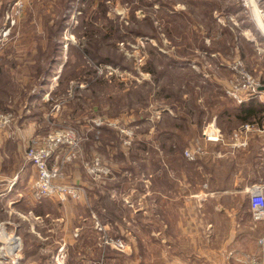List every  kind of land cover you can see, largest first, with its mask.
I'll use <instances>...</instances> for the list:
<instances>
[{"label": "rangeland", "instance_id": "rangeland-1", "mask_svg": "<svg viewBox=\"0 0 264 264\" xmlns=\"http://www.w3.org/2000/svg\"><path fill=\"white\" fill-rule=\"evenodd\" d=\"M154 1L157 2L151 6ZM65 4V0H0V101L4 105L0 114L13 116L10 126L0 128V133L21 128L26 122H35L41 127L45 133L41 139L66 128L77 131L80 145L75 160L64 162L68 150L62 147L51 164L55 161L59 164L63 183L79 185L85 193L80 201L59 197L45 199L67 202L70 212H67L66 227L58 233L49 220L35 232L30 225L22 224L19 234L15 233L12 226L20 223L0 213V264H67L69 260L82 257L86 264H170L160 259L162 240L166 241L164 245L169 249V257L207 256L210 250L194 248L170 221L166 223L169 228L171 225L170 233L163 231L161 236L156 235L159 222L154 211L159 206L155 199L160 193L164 196L160 198L162 206L170 207L172 192L166 195L165 186L158 191L157 183L153 185L151 180H145V195L141 194L133 207V196L140 182L124 180L125 176L130 177L126 170L132 166L128 161H121L120 156L127 155L135 142L153 139L161 113L158 111L161 100H156L155 92L168 82V86H172L170 92L171 89L175 91L179 83L187 90V77L192 78L189 81L193 84L194 74H200L197 80L215 88L210 89V93L224 96L221 92L226 90L232 78L230 66L240 60L264 85V73L259 72V68L264 67V56L258 52V46L242 34L246 29L257 34L255 24L264 36L263 28L247 17L238 0H77L71 8L64 7ZM239 7L242 10L236 13ZM235 15L244 21L243 26L233 25L231 18ZM63 20L61 30L57 28L56 32ZM112 28H115L113 33ZM87 32L92 36L84 39ZM103 35H110V38L96 42ZM87 40L91 55L105 63L98 65L89 56L79 57L78 51ZM56 44L64 50L62 61L54 69L47 93L37 103L41 97L38 93L41 82L34 74L37 68L48 67ZM153 48H159V52H152ZM165 55L190 60L193 63L191 69L196 73L182 68L171 70L168 66L167 80L154 83L146 70L148 63L153 60L156 70L162 72L168 65ZM87 80L91 83L103 80L109 84L91 87ZM171 80L176 83L172 84ZM143 85L144 89H141ZM150 85L152 92H149ZM140 89L146 103L126 97L128 92ZM119 92L123 98L118 96ZM204 99L201 102L208 108ZM212 121L203 122L200 136L206 124ZM27 146L30 144L22 143L24 161ZM150 155L155 160L154 150ZM96 159L111 169L109 176L99 178L89 173ZM117 173L120 177L115 175ZM77 180L86 185L77 184ZM109 183L120 185L114 195L120 193L125 199L129 197L126 204L132 209H126L117 199L116 202L106 200L107 208L104 207L102 213L110 223L104 224L97 213L89 211L100 203L99 196L105 194ZM173 186L171 183V189ZM176 187H181V193L186 190L185 185ZM241 196L236 199L237 209L245 208L249 200V194ZM137 208L142 209V216L138 215ZM59 214L50 212L51 219L56 220ZM226 228L230 229V225ZM15 237L20 238L16 252L12 245ZM258 240L261 243H249L241 250L228 249L226 264H264L262 231ZM120 242L124 248L117 245ZM77 246L81 248L79 251ZM237 252H240L239 256L241 252L246 255L240 256L242 262L234 263ZM204 260L202 257L201 261ZM210 264L219 263L212 257Z\"/></svg>", "mask_w": 264, "mask_h": 264}, {"label": "crops", "instance_id": "crops-1", "mask_svg": "<svg viewBox=\"0 0 264 264\" xmlns=\"http://www.w3.org/2000/svg\"><path fill=\"white\" fill-rule=\"evenodd\" d=\"M261 4L264 8V0ZM231 19L237 27L244 25V21H240L237 15ZM254 26L257 34L249 29L244 30L242 34L251 43H255L258 52L264 56V36L255 24ZM259 69L261 74L264 73L263 66ZM257 99L264 103V85L261 96ZM212 122H215L221 131L216 118ZM247 125L250 127L245 128ZM44 134L35 122H26L21 128L0 133V213L20 223L12 226L18 234L22 224L30 225L35 232L37 227L43 226L47 220L51 221L57 233L61 232L66 227L67 212H70L64 200H48L40 205L32 198L31 185L36 179V170L32 164L23 160L22 143L33 145ZM221 134L222 140L219 142L200 140L204 141L203 156L211 157L215 171L206 175L197 185L187 186L182 193L174 194L172 191V205L160 206L154 211L157 223L159 222L157 236H161L163 231L170 233L173 223V226H177L178 231L190 240L194 248L210 251L207 256L200 254L195 258L179 259L178 255L169 257V249L164 245L166 241L162 240L163 245L158 243L162 261L167 260L170 264H200L197 260L201 261L203 257L205 260L201 263L210 264L211 258L214 257L219 264H226L228 249L241 250L249 243L257 244L260 242L258 239L261 231L264 234V221H254L250 200L246 202L245 208L236 207L239 195L247 197L253 186L264 184V125L245 124L229 134L222 131ZM76 183L86 185L81 180ZM161 197L164 198L163 195ZM127 199L129 197L124 198L125 201ZM50 212L60 214L53 220ZM169 221L170 228L166 225ZM228 225L230 229L226 228ZM239 254L240 252L234 256V263L242 262L240 256L246 255L242 252L240 256ZM159 261L157 262L162 263Z\"/></svg>", "mask_w": 264, "mask_h": 264}, {"label": "trees", "instance_id": "trees-1", "mask_svg": "<svg viewBox=\"0 0 264 264\" xmlns=\"http://www.w3.org/2000/svg\"><path fill=\"white\" fill-rule=\"evenodd\" d=\"M77 2V0H65L66 4L64 7L71 8L72 3ZM200 1V0H196ZM157 1L152 2L150 5L152 6ZM164 5V4H163ZM167 6V5H165ZM242 10L241 7L236 8V13ZM62 12V10H61ZM176 15V14H174ZM249 15H247L248 17ZM250 18V16H249ZM64 20L59 23L58 27H56L55 31L57 32V28L61 30ZM112 33L115 31V28H112ZM89 32L83 35L89 38ZM111 33V34H112ZM98 34V33H95ZM94 34V36H95ZM110 34V35H111ZM110 35H103L102 39H97L96 42L101 43L104 39L110 38ZM93 36V37H94ZM93 39V38H91ZM88 41L83 42V46L79 49V57L85 58V56H89V58L95 61L98 65L105 63L104 60L98 59L95 56L91 55V52L88 47ZM160 41V40H157ZM55 43V42H53ZM161 44V43H160ZM55 46V44H54ZM163 45L161 44V47ZM53 49V48H52ZM159 48H153V51H158ZM63 49L59 44H56L54 48V56L49 63L47 68L38 69L34 74L35 79L41 82L39 87V95L41 97L36 100L39 103V100L42 98L44 94L48 91V86L51 83V78L54 77V69L57 64L61 63V57L63 56ZM208 55H211V51L209 49L206 50ZM168 59V65L162 70V72H158L154 66L153 60L149 61L148 68L146 69L149 72L153 79L154 83L159 81H165L168 78L169 70H180L186 69L189 73H196L191 69L193 63L190 60H180L178 58H174L173 56L165 55ZM107 63H111L106 61ZM115 66V65H114ZM168 66L171 68L169 69ZM91 75L90 72H88ZM43 75V76H42ZM195 80L192 84L190 82L191 77H187L188 81L185 90L183 86L177 85L175 91L170 92V88L164 84L162 89L159 92H155L156 100H161V106H158V111H160V119L156 121V132L154 137L150 141H139L135 142L134 146L129 149L127 152L128 154H121L122 157L121 161H128L130 177L125 176L124 180L128 181H139L140 185L137 188L136 194L133 196V203L132 206H136L139 200V196L145 193L144 182L150 181L151 184L156 185L158 191H162L164 186L166 189L163 191L166 195H169V192L173 191L174 194L181 193L182 189H177L176 185H185L184 188L187 186H194L197 185L198 181L202 182L206 175L212 174L215 169L212 164V160L210 156H198L197 159L193 162L188 161L187 158L184 156L185 148L188 146H194V144L199 141L203 148V140L200 141L202 138L200 137V129L202 124L205 120H213L216 118L217 125L221 129L224 134H229L235 130H238L242 125L245 124H253V125H264V103L258 99L249 100L243 104H236L232 99L228 98L225 95V91L221 92L224 96L221 95H213L210 93V89H215L212 85L202 84L199 79L197 80V76L200 74H194ZM42 77V79H41ZM180 78V77H179ZM192 79V78H191ZM190 80V81H189ZM91 83L90 80H87ZM172 81V80H171ZM190 82V83H189ZM150 83V82H149ZM175 81H172V84H175ZM108 82L106 81H98L97 83H91V87L95 85H104L108 86ZM152 87H153V83ZM217 85V84H216ZM144 86H140L141 89H144ZM218 86V85H217ZM48 87V88H47ZM188 87V88H187ZM220 87V85H219ZM140 90H132L128 92L126 97H135L138 101L142 104L146 103L145 98ZM209 89V90H208ZM217 89V88H216ZM185 90V91H184ZM219 90V88L217 89ZM153 89L150 85V91L152 92ZM210 91V92H209ZM1 95V94H0ZM118 95V94H117ZM122 94L119 92L120 98ZM205 98V104L208 106L206 108L202 104V98ZM35 102V103H36ZM4 105L3 102L0 101V109H3ZM5 109V108H4ZM172 113H171V112ZM154 150L155 160H153L152 156L150 155V151ZM129 159H128V158ZM138 164V165H136ZM125 171V169H123ZM149 173V174H148ZM120 177V174H115ZM144 178V180H143ZM137 182V183H139ZM183 182V183H182ZM171 183L174 186L171 189ZM119 184L109 183L106 187L105 194H101L100 203L95 204L89 212H95L99 215L101 221L104 224L110 223L109 218L106 214H103V208L106 207V200L112 199L116 202L117 199L122 206L126 209H132L126 204L124 200V195L117 193L118 195H114V191H116V187H119ZM169 186V187H168ZM156 192V191H155ZM145 195V194H144ZM171 195V194H170ZM159 198L155 199L156 206H162L161 194H158ZM115 197V198H114ZM169 197V196H168ZM45 201L39 203L42 205ZM131 204V203H130ZM107 212V209L105 210ZM137 212H143L141 208H137ZM142 216V214H138ZM145 228V227H144ZM82 239V238H81ZM84 240V237H83ZM81 246V245H80ZM109 248V246H108ZM80 247H76V250H80ZM78 251H75L78 252ZM103 258V253L100 256V259ZM84 259V260H83ZM67 264H86L85 258H78V260H69Z\"/></svg>", "mask_w": 264, "mask_h": 264}, {"label": "built area", "instance_id": "built-area-1", "mask_svg": "<svg viewBox=\"0 0 264 264\" xmlns=\"http://www.w3.org/2000/svg\"><path fill=\"white\" fill-rule=\"evenodd\" d=\"M243 10L259 27L264 26V8L262 0H238ZM232 78L228 82L225 94L236 104H243L249 100L257 99L261 96L263 84L259 79L248 72L242 61L237 60L230 66ZM13 122L12 114H0V128L4 129ZM247 125L245 128H249ZM202 139L206 142H219L222 140L221 131L215 122L207 123L202 132ZM79 136L77 131L66 128L54 134L45 136L36 145L27 146L25 150V160L32 164L36 170V179L31 185L32 197L35 202H41L51 198H70L80 201L84 197V190L79 185H68L61 181L62 171L56 161H51L60 148L68 150L64 162L75 160L79 148ZM205 150L201 143L197 141L184 152L188 161H195L198 156H203ZM89 173L93 176L107 177L111 174V169L101 163L99 159L93 161ZM250 209L254 221H264V184L253 186L249 192ZM14 252L19 248L20 238L12 239ZM124 248L120 242L117 244Z\"/></svg>", "mask_w": 264, "mask_h": 264}, {"label": "bare ground", "instance_id": "bare-ground-1", "mask_svg": "<svg viewBox=\"0 0 264 264\" xmlns=\"http://www.w3.org/2000/svg\"><path fill=\"white\" fill-rule=\"evenodd\" d=\"M263 30H264V26H262Z\"/></svg>", "mask_w": 264, "mask_h": 264}]
</instances>
